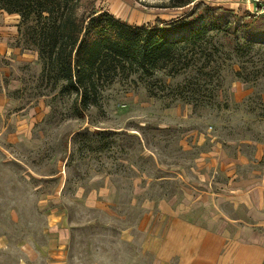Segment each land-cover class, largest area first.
<instances>
[{"label": "rangeland", "instance_id": "374dc122", "mask_svg": "<svg viewBox=\"0 0 264 264\" xmlns=\"http://www.w3.org/2000/svg\"><path fill=\"white\" fill-rule=\"evenodd\" d=\"M169 2L94 7L134 26L194 19L168 32L172 40L209 23L228 24L226 39L264 44V0ZM0 14V264H157L174 214L208 230L249 227L264 240V217H255L264 196V47L243 72L257 80L236 79L238 65L220 59L219 85L208 86L215 96L195 111L170 94L183 77L156 71L104 86L78 118L66 96L40 95L48 88L37 53L17 46L20 17Z\"/></svg>", "mask_w": 264, "mask_h": 264}, {"label": "trees", "instance_id": "16d2710c", "mask_svg": "<svg viewBox=\"0 0 264 264\" xmlns=\"http://www.w3.org/2000/svg\"><path fill=\"white\" fill-rule=\"evenodd\" d=\"M95 1L0 0V10L20 17L17 46L37 53L43 89L48 88L40 95L56 91L53 98L66 96L70 100L71 115L83 117L85 111L98 105L104 86L120 79L131 81L133 75H138L139 80L151 77L156 71H164L171 79L182 76V82L176 83L170 94L190 103L193 111L210 103L215 96L208 86L217 88L219 85L220 59L223 63L227 61L230 67L238 65L230 69L236 79L246 82L259 78L257 74L248 77L243 72L245 64L254 57V49L264 44L226 39L228 24L219 27L200 23L190 35L172 40L168 32L177 27L189 28L194 19L187 21L180 17L177 27H173L178 23L175 20L166 26L161 25L164 21L152 26H134L102 10L98 15ZM190 3L191 0H170L166 7L179 8ZM82 5L90 6L93 12L80 11ZM192 71L194 75L190 74ZM165 87L163 84L162 88ZM148 90V96H157ZM97 132L98 135L109 134L88 129L82 133L94 135ZM106 143H101L100 149Z\"/></svg>", "mask_w": 264, "mask_h": 264}, {"label": "crops", "instance_id": "0c3cea01", "mask_svg": "<svg viewBox=\"0 0 264 264\" xmlns=\"http://www.w3.org/2000/svg\"><path fill=\"white\" fill-rule=\"evenodd\" d=\"M3 17L0 14V20ZM257 207L263 210H256L255 217L258 214L264 217V196ZM169 220L170 224L155 249L157 264H264V240L249 227L208 230L193 225L194 221L178 214ZM173 257L176 260L171 262Z\"/></svg>", "mask_w": 264, "mask_h": 264}]
</instances>
